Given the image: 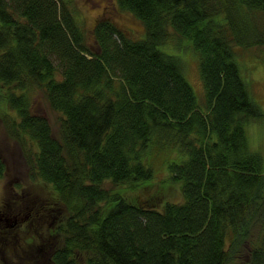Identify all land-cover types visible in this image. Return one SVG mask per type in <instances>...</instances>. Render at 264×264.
I'll list each match as a JSON object with an SVG mask.
<instances>
[{
    "label": "trees",
    "instance_id": "16d2710c",
    "mask_svg": "<svg viewBox=\"0 0 264 264\" xmlns=\"http://www.w3.org/2000/svg\"><path fill=\"white\" fill-rule=\"evenodd\" d=\"M118 3L144 39L102 20L89 42L74 0H0L2 120L67 212L48 264H264V156L247 134L264 112L236 60L264 46V0ZM171 43L197 56L202 105ZM36 91L60 114L57 137ZM154 150L184 156L166 168L181 203L127 194L155 179Z\"/></svg>",
    "mask_w": 264,
    "mask_h": 264
},
{
    "label": "rangeland",
    "instance_id": "374dc122",
    "mask_svg": "<svg viewBox=\"0 0 264 264\" xmlns=\"http://www.w3.org/2000/svg\"><path fill=\"white\" fill-rule=\"evenodd\" d=\"M74 6L83 22L89 42L92 41L95 25L102 20L111 21L130 38H145L142 22L131 13L121 10L118 0H74ZM163 50L184 60L185 77L192 86L198 103L202 105L205 92L197 56L191 51L176 49L172 43L167 48L163 47ZM236 60L242 77L250 87L253 100L264 112V46L238 50ZM32 105L35 113L48 119L53 134L57 137L60 114L50 107L42 91L33 94ZM6 111L7 107L0 102V158L6 165L5 175L0 180V215L6 216L7 213V216L12 218L21 211L23 216H30L18 223V228L6 227L0 223V264H48L53 250L61 245L57 228L66 219L67 212L57 204L58 196L51 186L42 180L31 178L23 150L19 143L9 136L2 120V114ZM247 134L252 150L264 156V122L248 126ZM180 155L182 158L178 159ZM180 155L169 150L160 151L158 156L155 150L152 151L148 156L149 162L157 170L155 179L142 186V189L127 194L138 199L142 205L181 203L183 195L180 184L172 181L170 173L166 170L170 162H180L184 158L181 153ZM156 170L154 168L155 174ZM106 188L111 189L113 186L108 184ZM47 204H52V207L49 215L44 217L41 207Z\"/></svg>",
    "mask_w": 264,
    "mask_h": 264
},
{
    "label": "flooded vegetation",
    "instance_id": "af4514ba",
    "mask_svg": "<svg viewBox=\"0 0 264 264\" xmlns=\"http://www.w3.org/2000/svg\"><path fill=\"white\" fill-rule=\"evenodd\" d=\"M23 214H24L23 212L19 211L18 214L13 215L12 218L8 217L7 213H6V216H5V214H2V215H0V223L4 224L6 227L18 228V226H17L18 223L28 219L30 216V214L24 215V216H23ZM27 221H29V220H27Z\"/></svg>",
    "mask_w": 264,
    "mask_h": 264
}]
</instances>
